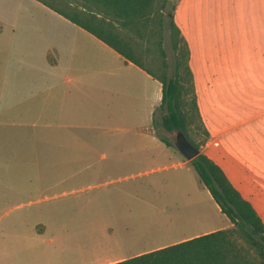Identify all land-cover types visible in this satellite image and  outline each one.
Listing matches in <instances>:
<instances>
[{
    "label": "rangeland",
    "instance_id": "374dc122",
    "mask_svg": "<svg viewBox=\"0 0 264 264\" xmlns=\"http://www.w3.org/2000/svg\"><path fill=\"white\" fill-rule=\"evenodd\" d=\"M66 28L36 0H0V264H99L89 260L116 241L155 244L221 226L191 161L183 163L173 145L177 132L160 126L159 109L152 127L164 147L160 137L46 133L35 122L39 98L29 87L36 78L49 81ZM131 36L144 66L156 75L163 61L171 68L167 40L164 54L152 40ZM245 54L242 48L231 57L224 73L212 59L193 56L203 123L192 114L188 130L199 152L264 210V58Z\"/></svg>",
    "mask_w": 264,
    "mask_h": 264
},
{
    "label": "crops",
    "instance_id": "0c3cea01",
    "mask_svg": "<svg viewBox=\"0 0 264 264\" xmlns=\"http://www.w3.org/2000/svg\"><path fill=\"white\" fill-rule=\"evenodd\" d=\"M56 14L66 23L69 34L58 46L51 75H47L49 81L36 78L29 87L39 98L35 122L41 121L48 129L46 133L89 129L95 133H135L158 141L152 123L154 111L161 102L160 81L92 33ZM174 21L190 49L194 85L196 67L192 61L197 54L216 62L222 73L230 58L237 56L242 48L249 58H264V0H178ZM158 142L164 147L160 138ZM243 197L252 203L264 222V210H258L250 198ZM215 206L216 215L222 220L219 227L210 224L185 238L155 244L125 245L116 241L114 249L98 250L89 262L111 264L231 227V221L216 202ZM209 218L206 216V224L211 223ZM112 231L106 226L107 236Z\"/></svg>",
    "mask_w": 264,
    "mask_h": 264
},
{
    "label": "trees",
    "instance_id": "16d2710c",
    "mask_svg": "<svg viewBox=\"0 0 264 264\" xmlns=\"http://www.w3.org/2000/svg\"><path fill=\"white\" fill-rule=\"evenodd\" d=\"M37 1L92 33L158 79L162 85L161 102L156 108L161 111L160 126L167 132L181 131L199 148L189 137L192 114L201 125L203 121L189 65L190 49L174 21L177 1L172 4L171 0ZM131 34L137 35L141 41L152 40L164 54L163 44L167 40L173 53L171 68L163 61L164 69L156 75L144 66L135 56L137 41L134 43ZM202 131L207 138L208 131L204 126ZM158 137L168 144L163 137ZM190 161L199 181L232 226L111 264H264V222L252 203L206 154L199 152Z\"/></svg>",
    "mask_w": 264,
    "mask_h": 264
},
{
    "label": "water",
    "instance_id": "95a60500",
    "mask_svg": "<svg viewBox=\"0 0 264 264\" xmlns=\"http://www.w3.org/2000/svg\"><path fill=\"white\" fill-rule=\"evenodd\" d=\"M177 140L174 141V146L177 151L187 160L194 158L199 150L185 137V135L178 131L176 134Z\"/></svg>",
    "mask_w": 264,
    "mask_h": 264
},
{
    "label": "flooded vegetation",
    "instance_id": "af4514ba",
    "mask_svg": "<svg viewBox=\"0 0 264 264\" xmlns=\"http://www.w3.org/2000/svg\"><path fill=\"white\" fill-rule=\"evenodd\" d=\"M176 132H178L177 130H176ZM177 134V133H176ZM176 134H175V136H174V141H176L177 140V138H176ZM174 141H173V145H174ZM195 146V145H194ZM196 147V146H195ZM197 148V147H196ZM198 150H199V148H197ZM199 153V152H198Z\"/></svg>",
    "mask_w": 264,
    "mask_h": 264
}]
</instances>
